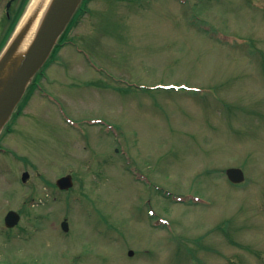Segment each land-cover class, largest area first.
I'll return each instance as SVG.
<instances>
[{
	"label": "rangeland",
	"instance_id": "374dc122",
	"mask_svg": "<svg viewBox=\"0 0 264 264\" xmlns=\"http://www.w3.org/2000/svg\"><path fill=\"white\" fill-rule=\"evenodd\" d=\"M39 83L0 139V264H264V0H88Z\"/></svg>",
	"mask_w": 264,
	"mask_h": 264
},
{
	"label": "water",
	"instance_id": "95a60500",
	"mask_svg": "<svg viewBox=\"0 0 264 264\" xmlns=\"http://www.w3.org/2000/svg\"><path fill=\"white\" fill-rule=\"evenodd\" d=\"M82 0H52L44 14L37 34L19 63H11L18 46L29 28L21 30L12 38L9 45L0 57V130L9 120L13 110L21 101L25 90L34 77L49 58L59 37L65 31L72 20ZM36 17V15H35ZM32 20V18H31ZM31 23V21H30ZM228 176L233 183L244 180L243 172L239 169L228 170ZM29 174L23 175L26 182ZM61 189H69L73 186L72 177H63L57 182ZM19 222V215L10 212L6 217V225L14 227ZM64 231L69 230L67 222L62 224ZM132 255V252H131Z\"/></svg>",
	"mask_w": 264,
	"mask_h": 264
},
{
	"label": "bare ground",
	"instance_id": "6f19581e",
	"mask_svg": "<svg viewBox=\"0 0 264 264\" xmlns=\"http://www.w3.org/2000/svg\"><path fill=\"white\" fill-rule=\"evenodd\" d=\"M51 1L52 0H33L31 2L28 12L25 18L22 20L21 25L17 31V34L21 32V30L26 28L28 23L30 24V26L27 29L26 33L24 34V38L22 42L20 43V45L18 46L17 51L11 60V63L14 61L19 63L21 59L23 58L24 54L27 52V50L31 46L37 34L41 21L44 17V14Z\"/></svg>",
	"mask_w": 264,
	"mask_h": 264
},
{
	"label": "flooded vegetation",
	"instance_id": "af4514ba",
	"mask_svg": "<svg viewBox=\"0 0 264 264\" xmlns=\"http://www.w3.org/2000/svg\"><path fill=\"white\" fill-rule=\"evenodd\" d=\"M32 0H0V41L1 32L5 35L16 19L23 15Z\"/></svg>",
	"mask_w": 264,
	"mask_h": 264
},
{
	"label": "trees",
	"instance_id": "16d2710c",
	"mask_svg": "<svg viewBox=\"0 0 264 264\" xmlns=\"http://www.w3.org/2000/svg\"><path fill=\"white\" fill-rule=\"evenodd\" d=\"M18 19H19V17L16 19L15 23L9 28L8 33L6 34V36H5V38L3 39V41L0 43V51H1L2 48L4 47L6 41L8 40V38H9V36L11 35L13 29L15 28V26H16L15 24H17ZM77 19H78V16L74 18V21H73L72 24L69 26L68 30L71 28V26L75 23V21H76ZM73 26H74V25H73ZM73 26H72V27H73ZM67 32H68V31H67ZM66 34H67V33H66ZM66 34H65V35H66ZM64 38H65V37H63L62 41L64 40ZM57 49H58V48L55 49L54 55L57 53ZM39 78H40V75H39L38 79L36 80V82L39 81ZM34 88H35V87L33 86V87L31 88V91H32Z\"/></svg>",
	"mask_w": 264,
	"mask_h": 264
}]
</instances>
